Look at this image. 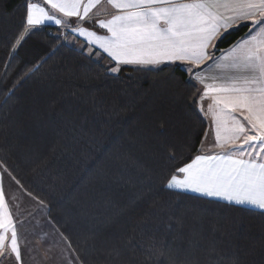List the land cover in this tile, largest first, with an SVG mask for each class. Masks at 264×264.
Instances as JSON below:
<instances>
[{
    "label": "trees",
    "instance_id": "obj_1",
    "mask_svg": "<svg viewBox=\"0 0 264 264\" xmlns=\"http://www.w3.org/2000/svg\"><path fill=\"white\" fill-rule=\"evenodd\" d=\"M26 3L0 0V164L46 208L78 262L264 264L259 210L165 187L207 131L201 89L183 66L111 74L115 64L48 27L16 45ZM250 24L217 39L210 57Z\"/></svg>",
    "mask_w": 264,
    "mask_h": 264
},
{
    "label": "snow or ice",
    "instance_id": "obj_2",
    "mask_svg": "<svg viewBox=\"0 0 264 264\" xmlns=\"http://www.w3.org/2000/svg\"><path fill=\"white\" fill-rule=\"evenodd\" d=\"M43 2L64 17L84 20L102 0ZM106 2L117 12L98 24L110 36L97 35L78 23L72 27L39 3L27 0L25 27L16 45L26 34H33L39 26L50 22L72 28L89 46L95 45L106 53L115 62L116 66L111 68L113 73L120 71V65H159L165 61L199 66L210 58L207 49L214 47L213 41L223 32L241 21H251L250 38L239 43L232 54L225 57L230 60L225 67L242 75H230L219 84L205 83L201 96L203 100L210 91L220 94L212 97L208 107L216 125V147L223 148L224 144H234L237 140L242 143L232 151L196 156L191 163L177 169L183 178L172 175L165 187L218 197L230 205L257 209L264 215V0ZM201 83H204L203 78ZM237 112L243 115L247 126L234 115ZM0 208H4L0 212V259L14 255L17 264H22L17 231L6 210L2 189ZM159 254L163 255V252Z\"/></svg>",
    "mask_w": 264,
    "mask_h": 264
},
{
    "label": "crops",
    "instance_id": "obj_3",
    "mask_svg": "<svg viewBox=\"0 0 264 264\" xmlns=\"http://www.w3.org/2000/svg\"><path fill=\"white\" fill-rule=\"evenodd\" d=\"M33 2L39 3L46 11L57 16L61 20L68 21L72 27L78 23L80 27L85 28L88 31H93L97 35L110 36V33L106 29H101L98 22L100 20L110 19L113 14L117 12L116 9H113L106 0H102L96 8H93L89 12L88 17L84 20H79L78 17H64L61 13L50 8L49 5L44 4L43 0H33ZM86 3L87 0H84ZM83 9H81V12ZM251 23V21H241L239 24H234L227 31L237 28V26ZM42 27L55 28L62 32V34L67 35L66 43L78 50L84 52V54L92 56L95 60L96 57L104 56L106 60L111 64H115L106 53H103L102 50L98 49L95 45L89 46L84 37L76 35L72 28H66L64 26H57L54 23L46 22L45 24L39 26L37 29ZM226 31V32H227ZM223 32V35L226 33ZM253 35L255 32L252 33ZM222 37V36H221ZM248 34L238 40L235 44L218 53L215 57H210L203 61L199 66L192 65L183 61H165L159 65H128V66H137L140 68H157L158 66L169 64V63H178L183 66L184 71L187 73L190 81L197 84L201 89V96L204 92V84H219L226 77L230 75H242V73H236L225 67L230 63V60L225 59L226 56L232 54L233 49L245 39H249ZM216 40L213 41V44ZM212 46L207 49L209 56L211 55ZM99 53V55H97ZM123 66V65H120ZM201 78H203L204 83H201ZM220 95L219 93L209 92L208 97L201 100V96L197 101V107L202 118L205 119L207 128L206 133L203 138V142L200 146L199 155H215L221 152H228L235 149L242 143V140H237L234 144L227 143L224 144L223 148L216 147V125L213 121L212 113L208 111V107L212 104V97ZM203 109V110H201ZM234 115L239 119L243 124L247 126V121L244 120L243 115L239 112L234 113ZM254 134V133H253ZM247 147V146H245ZM255 156V154H253ZM245 158H248L247 156ZM182 179L183 174L179 173L177 176ZM0 189L4 192V204L6 206L7 212L10 214L13 223L15 225L18 243L22 257V264H69V261L72 264H80L74 253L70 250V247L66 240L60 235L57 229L54 228L49 218H47V211L44 206L35 201L29 195L21 190L18 184L11 178L9 173L3 168L0 164ZM173 191H179L182 193H189L195 196H200L206 199H213L217 201H222L228 203L225 200H222L218 197H205L201 196L199 193H193L187 190L172 189ZM229 204V203H228ZM257 210V209H254ZM4 208H0V212H3ZM9 239L11 234H8ZM0 264H17L14 255L5 256L0 259Z\"/></svg>",
    "mask_w": 264,
    "mask_h": 264
},
{
    "label": "rangeland",
    "instance_id": "obj_4",
    "mask_svg": "<svg viewBox=\"0 0 264 264\" xmlns=\"http://www.w3.org/2000/svg\"><path fill=\"white\" fill-rule=\"evenodd\" d=\"M100 57V56H99ZM99 57H96V60H99ZM108 65V64H107ZM110 73L112 74L113 72L110 70ZM59 232V231H58ZM61 235V234H60ZM63 237V236H62ZM65 240V239H64ZM67 241V240H66ZM68 243V242H67ZM69 245V244H68ZM71 250V249H70ZM73 252V251H72ZM74 253V252H73ZM75 255V254H74ZM76 257V256H75ZM77 259V258H76ZM78 261V260H77Z\"/></svg>",
    "mask_w": 264,
    "mask_h": 264
}]
</instances>
